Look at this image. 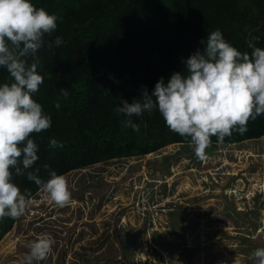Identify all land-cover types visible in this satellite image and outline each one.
Instances as JSON below:
<instances>
[{
  "label": "trees",
  "instance_id": "16d2710c",
  "mask_svg": "<svg viewBox=\"0 0 264 264\" xmlns=\"http://www.w3.org/2000/svg\"><path fill=\"white\" fill-rule=\"evenodd\" d=\"M57 16V28L45 34L35 57L43 83L33 98L51 117V128L34 133L40 169L47 181L49 171L66 175L115 159L141 157L172 144L192 145L190 137L172 132L157 110L126 117L117 109L151 93L163 78L186 72L187 59L202 50V40L219 30L226 41L250 56L264 49V0H32ZM62 38L60 46L55 39ZM254 37L259 40L253 41ZM51 44L52 47L48 45ZM12 78L0 67V86ZM68 92L67 98L61 90ZM59 101L60 107L55 104ZM131 119L139 131L124 126ZM244 134L233 132L223 143L237 144L264 137V114L250 121ZM55 139L63 147H50ZM44 165L49 168L45 169ZM13 182L30 199L39 187L13 170ZM18 219H0V241Z\"/></svg>",
  "mask_w": 264,
  "mask_h": 264
},
{
  "label": "rangeland",
  "instance_id": "374dc122",
  "mask_svg": "<svg viewBox=\"0 0 264 264\" xmlns=\"http://www.w3.org/2000/svg\"><path fill=\"white\" fill-rule=\"evenodd\" d=\"M64 176L73 203L40 190L0 241V264H23L41 235L55 244L34 264H256L264 247V137L211 144L204 159L172 144Z\"/></svg>",
  "mask_w": 264,
  "mask_h": 264
},
{
  "label": "clouds",
  "instance_id": "9594fccd",
  "mask_svg": "<svg viewBox=\"0 0 264 264\" xmlns=\"http://www.w3.org/2000/svg\"><path fill=\"white\" fill-rule=\"evenodd\" d=\"M57 19L44 8H37L32 0H0V67L12 78L11 83L0 86V219L22 217L32 202L30 194L13 182V170L17 176L26 174L56 206L73 203L64 175L49 171L50 178L44 181L39 168L30 170L39 158L38 145L31 137L50 129L52 121L33 98L43 76L37 72V63L29 65L26 57H35L45 34L57 28ZM256 40L259 37L253 38ZM54 43L60 46L63 40L57 37ZM201 43L203 49L187 59L185 73H174L167 84L161 78L151 95L145 90L141 100L123 101L117 111L131 118L158 109L167 127L190 137L195 155L204 159L211 137L223 143L233 132L244 134L249 122L264 114V49L250 42L251 56L242 53L219 30ZM61 95L67 98L68 92L62 89ZM55 107L59 109V101ZM123 123L139 131V125L131 119ZM50 147L63 144L51 139ZM54 244L49 236H39L31 242L23 264L45 260ZM252 257L256 264H264V247L257 248Z\"/></svg>",
  "mask_w": 264,
  "mask_h": 264
}]
</instances>
